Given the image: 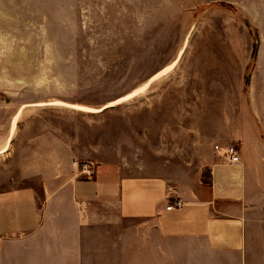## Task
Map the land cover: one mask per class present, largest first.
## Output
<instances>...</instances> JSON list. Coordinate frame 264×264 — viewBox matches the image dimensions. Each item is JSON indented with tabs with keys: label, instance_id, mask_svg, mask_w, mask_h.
I'll list each match as a JSON object with an SVG mask.
<instances>
[{
	"label": "rangeland",
	"instance_id": "1",
	"mask_svg": "<svg viewBox=\"0 0 264 264\" xmlns=\"http://www.w3.org/2000/svg\"><path fill=\"white\" fill-rule=\"evenodd\" d=\"M260 119L264 0H0V193L66 160L207 181Z\"/></svg>",
	"mask_w": 264,
	"mask_h": 264
},
{
	"label": "crops",
	"instance_id": "2",
	"mask_svg": "<svg viewBox=\"0 0 264 264\" xmlns=\"http://www.w3.org/2000/svg\"><path fill=\"white\" fill-rule=\"evenodd\" d=\"M231 138L240 162L216 148L207 181L66 160L1 192L0 264H264V130Z\"/></svg>",
	"mask_w": 264,
	"mask_h": 264
},
{
	"label": "built area",
	"instance_id": "3",
	"mask_svg": "<svg viewBox=\"0 0 264 264\" xmlns=\"http://www.w3.org/2000/svg\"><path fill=\"white\" fill-rule=\"evenodd\" d=\"M219 151L223 152V155L230 161L233 163H238L241 160L240 157V150H239V146L238 143H231L228 144L224 147H218L217 148ZM182 205V201L181 200H176L174 202H170L168 205V208H172L174 207H180Z\"/></svg>",
	"mask_w": 264,
	"mask_h": 264
},
{
	"label": "bare ground",
	"instance_id": "4",
	"mask_svg": "<svg viewBox=\"0 0 264 264\" xmlns=\"http://www.w3.org/2000/svg\"><path fill=\"white\" fill-rule=\"evenodd\" d=\"M175 63V62H174ZM173 63V64H174ZM168 68V67H167ZM165 69V68H164ZM160 75V74H159ZM157 76V74L156 75H154V76H152L150 79H149V81H151L152 79H154L155 77ZM153 81V80H152ZM148 85H146V87H147ZM142 91V90H141ZM135 92H136V90L135 91H133V92H131V93H129V94H127V95H125V96H123V97H121V98H119V99H117V100H115V101H113V102H109L108 104H106L104 107H106V106H108V105H113V104H116V103H119V102H121V101H123V100H125V99H127V98H130V97H132L134 94H135ZM138 93V92H137ZM72 106L74 107V108H77V109H79V110H83V111H89V112H95V111H100V110H102V108H100V109H98V108H93V107H90V106H86V105H79V104H72ZM10 139V138H9Z\"/></svg>",
	"mask_w": 264,
	"mask_h": 264
}]
</instances>
